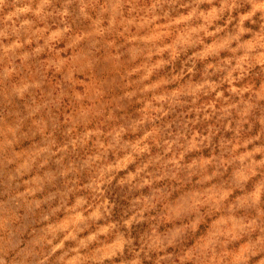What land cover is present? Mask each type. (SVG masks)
Returning <instances> with one entry per match:
<instances>
[{"label":"clouds","instance_id":"1","mask_svg":"<svg viewBox=\"0 0 264 264\" xmlns=\"http://www.w3.org/2000/svg\"><path fill=\"white\" fill-rule=\"evenodd\" d=\"M0 264H264V0H0Z\"/></svg>","mask_w":264,"mask_h":264},{"label":"rangeland","instance_id":"2","mask_svg":"<svg viewBox=\"0 0 264 264\" xmlns=\"http://www.w3.org/2000/svg\"><path fill=\"white\" fill-rule=\"evenodd\" d=\"M42 75H43V78H44L45 80H48V81H52V80L55 79L54 76H49L48 73H43ZM18 142H19V141H18ZM29 151H30V149L25 148V149H23L21 152H19L18 155H24V154L28 153ZM205 219H206L205 216H201L200 218H198V219L193 223L192 227H193L194 229H195V228H198L199 225H200V223L203 222ZM223 219H224V217H221V218H220L221 221H222ZM146 231H147V229H146ZM173 255H175V253L169 252V256H173Z\"/></svg>","mask_w":264,"mask_h":264}]
</instances>
